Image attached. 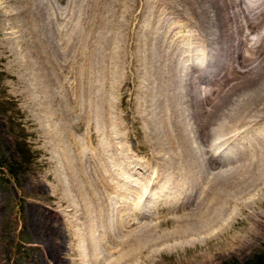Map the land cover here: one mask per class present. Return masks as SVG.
I'll return each mask as SVG.
<instances>
[{
    "label": "rangeland",
    "instance_id": "374dc122",
    "mask_svg": "<svg viewBox=\"0 0 264 264\" xmlns=\"http://www.w3.org/2000/svg\"><path fill=\"white\" fill-rule=\"evenodd\" d=\"M182 1L183 0H134L133 4L135 10L132 12L133 15H131L133 17H119V20L122 21V27L119 29V35L122 36H120V42L127 41L125 42L127 45L126 47H123L124 49L116 48L114 51H104L105 49L102 51H98L97 49L94 50L80 48L67 49L65 47L55 49L46 45L44 46L45 48L43 47V49L26 47V45L32 44V39L30 37L31 33L29 30L25 37L21 35V33H26L24 30V28H27L25 27V25H27L26 20L22 19L23 21H21L20 18L16 20L15 17H0V264H56V262L57 264H91L90 251L92 252L91 245L92 243L94 244L93 241L100 242L98 249L100 248L99 250L102 251L100 257L104 263L107 258L105 257L107 256L106 249H109L111 245L114 248H117L115 247L116 242H122L124 239H127V237L137 238V235L143 233L153 235V238L164 236V231H162L164 230L163 221L164 215L167 213V211H164V203L160 201L159 203L161 204L154 203L156 205V212L154 210L151 211L148 206L147 198L149 197L148 199L150 200L148 201H151V194L156 192L155 188L158 184V182L156 183L157 180L153 181L152 176L150 175L153 170L155 171L158 168L159 170L161 169V171H163L164 175L171 174V172L165 169V167L163 168L162 165H159L161 164V161L159 162L158 160H153L152 156H154V154L160 155V153L157 151L159 149L156 148V144L158 143H155L151 139V134L149 135L150 128L148 127L149 121H151V118L154 117L155 112L158 116L156 117L157 122L159 118H162L160 115L163 106L160 105L162 106L161 108L159 104H161V101H163L164 105L165 98L163 94V86H165L166 83L165 77L160 80L159 74H156L155 69L161 68L162 65L165 67L166 51L173 50V53H171L172 61L173 58L174 60L176 59L174 56L179 58V64L177 62L175 63L178 64V66H181V64L183 65V68H185L184 70L190 78H188V84L191 82L189 86L193 84L189 88L190 97H183L184 100L182 103H184L187 99L188 101L190 100V103H186L187 105L182 104V106L185 107L183 109L186 111H184L181 116L179 115V119L181 124L180 126L183 125L184 127H189L186 130L187 136L191 139V142L198 143L197 145L200 146L202 151L203 163L199 161L201 165L199 162L193 159V166L195 164L194 170L196 172L198 169L200 170V175H198V186L200 187V183L206 184L207 182L208 185L206 184V189V185H204V191L207 189L210 190V188H213V185H215L213 182L217 181V176H219L221 172L222 174H225V172L229 171L233 175H238V173L233 172L234 168L247 163V159L251 156L253 148L250 147L249 142L247 141V137H250V135L247 133L248 131L245 133L243 132L245 131L247 124L246 122H243V126L241 121L246 119L249 123L257 122L261 120V118L254 119V117L260 116L262 112L255 111L254 113L256 114L250 116L251 113L248 115V113H245V110H242L243 112L240 113V110L234 108L232 111H222L224 114L219 112L218 114L214 115L211 120L209 119L211 114L210 112H212L214 107L210 101L212 99L214 100L215 98L214 101L217 100L216 102H219V95H223L224 93V96H226L225 94L233 82L229 81L227 83L224 77V72H222L218 75L219 77H213V79L215 78L213 83H208L209 80L205 78L203 74H200L197 69H194L195 67L193 64H191V62L184 63L181 48H179L178 44L176 43L177 40H174L175 37L171 38L170 42L173 40L172 43L175 42L176 45L173 43V46L170 48L166 47L167 45L165 46V41H167L166 39L169 38L168 35L165 38V16L169 17V19L173 17L172 15L168 14V11L165 13V5L172 9L174 5L179 6L178 8L181 9V12L186 13L183 7H189V5ZM244 2H242V0H238L242 10L245 9ZM212 10L213 9H211V11ZM146 12L149 15L147 17H141L146 14ZM189 15V17H193L191 14ZM189 17L183 18L191 21L192 19ZM240 17H242V14ZM174 18L181 20L180 17ZM194 18L198 23L200 31L206 35V38L210 42L209 44L211 52L217 53V51H219V46L216 41L217 38L215 33H212L214 32V29L212 30L211 28H208L205 24L203 25L199 19L196 17ZM110 19L113 22L115 20L114 17H110L109 20ZM111 20L109 21V24L113 23ZM44 21L45 20L41 22V26H44L48 22L52 29L54 28L56 31L64 30L62 34L65 32V30L70 32L71 29L80 30L83 29V27L85 29V25L88 26L89 24L87 19L82 17H53L52 19L46 20V22ZM62 23L65 26H63ZM79 24H83V26H80ZM178 24L181 25L182 23L179 22ZM64 27H67V29ZM12 31H17L19 38L12 37L13 39H10L7 33ZM180 31V29H176L177 35H179ZM40 33L47 43L50 42V45L59 44L60 46V44H64L62 43L64 37L62 36L61 40L57 33L55 34V37L50 38L51 40L46 37L43 31H40ZM21 36L23 38H21ZM11 40H14L15 42L19 41L23 44L24 42L26 43L24 45L22 44V46L18 44L16 47L7 46L6 43L11 42ZM234 47L236 48V46ZM235 48L230 50L228 54L230 57H235L238 55V50ZM211 59L210 61H207L208 63H211L210 66L213 65V61ZM240 69L242 70V68ZM243 70L245 69L243 68ZM156 78L159 79L157 80ZM191 79L194 80L192 81ZM224 81L226 83H224ZM154 82L155 84H153ZM117 87L120 90L117 89ZM204 90L206 92H204ZM198 91L200 93L199 97L204 99L206 98V100L201 106V112L193 114L194 108L196 109V107L192 105V102L193 104L195 103L193 96L198 97L195 95V92ZM161 94H163V96H161ZM105 97L106 99H104ZM162 97L164 99H162ZM100 103H102V105ZM98 104H100L101 107ZM205 107L207 110L211 111H209V113H207V111L204 112L205 110L203 111V109ZM104 108L105 112L103 111ZM107 111L108 113L111 111L110 116L113 117V121L110 120V124L112 123L110 126L107 125V118L104 116L107 115ZM198 113L200 115L199 117ZM204 117H207V119L205 120ZM131 118L134 119V122ZM250 118L254 120H251ZM184 119L187 122H185ZM190 119L192 120L190 121ZM75 120H77V122H74ZM201 122L203 127L206 125L205 128H203L202 125L200 126ZM115 123L119 125V127ZM144 127H147V129ZM94 128L99 129L98 133L95 132L96 130ZM216 128L220 131L219 136L223 139H226V141L222 142V147L218 149L210 147V138L208 137L210 136L209 133L211 134V131ZM87 129H90V131L92 129L94 135L91 132L89 133L90 135L86 134ZM68 130L70 133H67ZM142 130H146L145 134L142 132ZM95 133L99 139H101L102 144L106 143L103 146L110 150L107 153L106 151H103V158L104 160L110 162L109 169H111V172H107L106 174H102L100 170V165H105V162L98 161L97 163L96 161L95 163L94 158H91L88 155H92L90 152L96 151L97 141ZM147 135L149 137H146ZM86 137L89 138V143L91 145L87 149L85 148V150H87L85 151L87 155L85 158H83V165H81L82 161L80 162L79 159L77 160V158H79V154L84 148L81 146H87L85 142ZM79 139H81L80 141L83 142L82 145ZM74 140L78 141L79 146H81H77ZM153 142L155 144H153ZM65 144L66 147H64ZM117 144L119 147V144L124 145V151L128 150V152L126 151L127 153L133 151V153L141 161L139 162V166L136 167L130 165L131 159L128 158V160H125L121 154L122 151L116 148ZM236 145L239 146L237 147ZM64 148H67V151H65ZM230 148H234L231 150L232 152H230ZM242 149H244L245 152H242ZM65 152L71 156L69 157L67 154V160L64 156V154H66ZM203 156H206L207 158ZM220 157L222 158L220 159ZM215 158L217 159V162ZM133 159L135 158L133 157ZM131 168H134L133 170L136 169L138 173L134 174L133 171L132 175ZM145 170H147L146 175H142V177L141 174L143 172L145 173ZM213 172L215 174L216 172L218 173L215 175ZM88 175L90 178L94 177L96 180L94 181L93 179L92 181V178L90 179ZM127 175H130L134 179L129 178L127 180V178H124ZM175 175L177 178V180H175L176 182L183 180L178 178L179 174ZM144 177L147 178L143 180L142 178ZM159 177H162L161 174H159L158 180ZM103 178L111 182L112 185L116 187V189L119 188V190H121V194L122 192L123 195L126 192L130 193L132 194V196H130L132 199L133 196L135 197L137 195V198L139 196V201L141 203H139L138 206L140 207L141 205L142 208V211H140L142 213H140L139 216L136 215L135 217H132L134 215L131 213L132 216L130 214L129 218H131L129 219V222L127 218L122 226H116L117 229L114 227L113 230H110V232H105V229L108 226V222L113 220V210L116 207V203L118 204L117 206H121L122 202L117 201L120 198L117 197V194L110 193L112 189H110L109 185H107ZM131 179H137L139 184H137L136 181L137 186L134 185L132 187L128 185L129 181H132ZM85 182L89 183V187L92 189L86 187L84 185ZM95 182H98V184H95ZM142 182L145 183V185ZM262 182L264 183V180ZM99 189L103 193L106 191L103 194L104 196L100 191H98ZM249 191L250 192L247 193L240 192V194L237 196H243L245 197L244 200H248L249 202L253 201L254 199H264V184L259 188L255 187ZM92 193H95V196L93 195L88 198V196L92 195ZM195 193H193L194 195L192 194L190 196L192 198L189 197L190 200L185 198L182 201H179L178 203H181V206L179 205L178 207L183 209L187 208V210L191 209V206L194 208L197 200L199 202L202 197L201 194ZM75 194L77 195L74 196ZM96 196L97 199L100 196V200H97ZM160 196V198L163 197L162 192L160 193ZM124 198L125 195L122 198V201ZM156 198H158V196ZM103 201L104 203H102ZM92 203L94 205H92ZM243 203L245 202H242V204ZM85 207L91 208L89 211L90 214L89 212L86 214L87 208L85 209ZM145 210L148 213L144 212ZM169 212L172 214L171 211ZM243 213L244 214H242L241 218L248 216L247 223H245L246 225L236 224L233 226L234 228H232L228 233L229 237H231L230 234L232 236L235 235L234 237L237 236L235 239V242L237 243L227 244L228 247L224 244H214L215 246L213 245V247L209 250L210 252L207 250L209 253L208 255L211 256V260L209 258L207 259L205 254L206 251L202 248L199 249V247L193 248L191 245H188L186 246L187 248L184 247L179 250L172 248L168 250L166 249V246H161L159 253H164L163 256H159V253H157L156 256L150 249H148L144 251L145 254L141 255L142 258L139 257L137 260L138 264H264V225L261 226L262 228L259 230V233L258 230H255L258 236H252L249 242L244 244V237L241 238L242 232L247 230V228L249 230L250 225H254L256 217L255 215L258 214L262 219H264V200L263 204L261 205L259 203H254L250 206L244 204ZM133 218L134 220L132 221ZM239 220L241 219L239 218ZM134 221H137V223ZM105 222L107 225H105ZM262 222L264 221L262 220ZM139 223H141L143 229L138 225H136V227L133 225ZM144 225H149L151 227H147L149 230H145ZM118 227L121 229H118ZM126 228H128V230ZM89 229H91V232ZM157 229L159 230L157 231ZM116 230L119 233H116ZM131 230L133 231L132 233ZM142 230H144V232ZM121 231H123V233ZM94 232L102 236L105 235L104 237L107 238L105 239L101 236L99 241L97 239L98 234H94ZM91 234L94 238H92ZM80 236L81 238H79ZM76 238L77 240H75ZM101 238H104V241H102L103 239ZM102 242L104 243L103 245H101ZM54 243H58L62 249H59L57 245L55 246V251L59 249L61 253L58 256L59 258L55 257L56 259L58 258V260H60L59 262L53 257L54 255L52 254L51 247H54ZM164 250L166 251L164 252ZM86 256L88 260L86 259Z\"/></svg>",
    "mask_w": 264,
    "mask_h": 264
},
{
    "label": "bare ground",
    "instance_id": "6f19581e",
    "mask_svg": "<svg viewBox=\"0 0 264 264\" xmlns=\"http://www.w3.org/2000/svg\"><path fill=\"white\" fill-rule=\"evenodd\" d=\"M183 1L189 5V7H183L186 13H182L181 9L178 8L179 6H175L174 4H173L174 5L173 9L170 8L169 6L165 5V13L168 11V14L173 16L171 19H169V17L165 16V38L167 37V35L169 37L166 39L167 41H165L166 42L165 46L167 45L166 47H169V48L172 47L173 46L172 44L173 43L175 44V42L172 43L173 40L170 42V39L175 37L174 40H177L176 43L178 44L179 48H181V53H182L183 57L182 56H180V57L183 58L184 63L185 62L186 63L191 62V64H193V66L195 67L194 69H197V71H199L200 74H203L205 76V78H207L209 80L208 83H210V84L213 83V81L215 80V78L213 79V77L218 76L222 72H224V77H225V80L227 81V83L229 81L233 82L231 84L230 88L228 89L227 93L225 94L226 96H224L223 92H222L223 95H219V98L217 96L219 102H216L217 100L214 101L215 98H214V100L212 99L210 101L212 103V106H214L212 112H210L211 113L209 116L210 120L212 117H214V115L218 114L219 112L223 113L222 111H224V110L232 111L234 108L240 110L239 111L240 113L243 112L242 110H245V113H248V115H250V113H251L250 116L255 115L256 114V113H254L255 111L256 112L257 111L262 112V114H260V116L254 117V119L255 118H261V120H259L257 122H253V123L250 122L249 123L246 119H244V121H241L242 125L244 124L243 122H246V124H247L245 127V131H243V132L245 133L248 131L247 133L250 135V137H247V141L249 142L250 147L253 148V152H252L251 156L247 159L248 161L245 160V161H247L246 164H243V165H240V166H237L234 168L233 172L238 173V175L237 174L233 175L229 171L225 172V174L224 173L222 174V172H221V174H219V176H217V179H216L217 181L213 182V183H215V185L211 184V185H213V188H210V190L207 189L208 191L207 190L204 191V185H206L207 182H206V184L200 183L201 184L200 187L198 186V180H199L198 175H200L199 174L200 170L198 169L197 172L194 170L195 164L193 166V159L197 162L200 161L201 163H203L202 151H201L200 146L197 145L198 143L191 142V139L187 136V130H186L189 127H184L183 125H182L183 127L180 126L181 124H180V119H179V115L181 116L182 113H184V111H186L185 109H183L185 107H183L182 104H186V103L189 104L190 103L189 102L190 100L188 101V99L185 100L184 103H182L184 100L183 97H185V98H187L186 96H188V98L190 97V94H189L190 89L189 88L193 84L189 86V84L191 82H189V84H188V78L189 77H188L186 71L184 70L185 68H183V65L181 64V66H178L179 61H180L179 58L177 56H174V57H176V59L174 60V58H173V61H172V57H171L172 54L171 53H173L172 52L173 50L172 51H166L165 52V67L162 65L161 68L155 69L156 74H159L160 80H162L165 77V83H166V85L163 86V88H164L163 94H164L165 99L163 97H162V99H164V105H163V101H161L162 103L159 104V106L160 105L163 106V108H162V106H160L162 108L161 115H160L162 118H159V120L157 122L156 117H158V116L155 112L154 117L151 118L152 122L149 121L148 127L150 128L149 135L151 134V139L155 143L156 142L158 143V144H156V146H157L156 148L159 149L157 151H158V153H160V155L154 154V156H152L153 160H155V161L158 160L159 162L161 161V164H159V165H162L163 168L165 167V169H167L169 172H171L173 179L171 177V174H165L164 175L163 171H161V169L159 170L157 168L156 169L157 171L153 170V172L150 175L152 176L153 181L157 180L156 183L158 182V184L155 188L156 192L155 193L153 192L154 194H151L152 195L151 201H148V200H150V199H148L149 197L147 198L148 206H149V209L151 211H153V210L155 211V209H156L155 204H161V203H159V201L164 203V206H163L164 211H167V213L164 215V221H163L164 222V230H162V231H164V236L158 237V238H153V235H148L147 233H143V234L137 235V238L127 237V239H124L122 242H116L115 247H117V248H114L111 245V247L109 249L108 248L106 249L107 253L106 252H104V253L107 254V256H105L107 258H106L104 263L100 257L102 251L99 250L100 248L98 249L100 242L91 240L94 242V244L92 243V245H91L92 246V252L90 251V253H91L90 254L91 264H129V263L130 264H138L137 260L139 259V257H141L142 254H145L144 253L145 250L150 249L152 251V253H154L157 256V253H159V251H160L159 249L161 246H164V247L166 246V249H168V250L172 249V248L179 250V249L184 248L188 245H191V247H193V248H198V247H199V249L202 248L203 250L206 251L205 254H206L207 259L209 258L211 260V256L208 255L209 254L208 252H210L209 250L213 247L214 244L227 245V244H231V243H237V242H235V239L237 236L234 237L235 235L232 236L230 234L231 237H229L228 233L231 231L232 228H234L233 226L236 224L246 225L245 223H247L248 216L241 218L242 214H244L243 213L244 204H247L249 206L253 205L254 203H257V204L259 203L260 205L263 204L264 199L263 200H261L260 198H259V200L254 199L253 201L249 202L248 200H244L245 197H243V196L238 197L237 195L240 194V192H243V193L244 192H246V193L250 192L249 191L250 189L255 188V187L259 188L260 186H262L264 184L262 182L264 180V178H263L264 177V145H262V144H264V118H262V117H264V0H245V2H244V0H242V2H244V5H245L244 10H242V8L240 7L238 0H183ZM133 3H134V0H0V17H3V18L4 17H15L16 20L19 18L21 21H23L22 19L26 20L27 25H25V27H27V28H24L26 33H21V35H23L25 37L28 30H29V32L31 33L30 37L32 39V41H31L32 44L27 43L28 45H26V47H30V48H34V49H40V48L43 49V47L46 45L48 47L50 46L51 48H55V49L65 47L67 49H74V48L94 49V50L97 49L98 51H102L103 49H105L104 51H111V50L114 51V49H116V48H123V47H126V45H127V44H125V42H127V41L120 42L121 41V39H120L121 35H119V31H120L119 29H120V27H122L121 26L122 21L119 20L120 19L119 17H133V16H131V15H133L132 12L135 10ZM211 9H213V10L211 11ZM187 11L193 17H189L190 15L188 14ZM241 14H242V17H240ZM148 15L149 14H147V12H146V14H144L141 17H147ZM53 17H75V18L76 17H82L84 19H87L89 24H88V26L85 25V29H84V27H83V29L79 28L80 30L71 29L70 32H67V30H65V32L63 34H62V32L64 30L56 31L54 28L52 29L49 26L48 22L44 26H41L42 25L41 22L43 20H45L44 22H46V20L52 19ZM110 17L115 18L114 22L110 19L113 22L111 24H109V21H110L109 18ZM174 17H180L181 20H178L177 18H174ZM183 17H189L192 20L189 21L188 19L186 20ZM194 17L199 19L203 23V25L205 24L208 28H211L212 30L214 29V32H212V33H215L216 38H217V40L216 39L215 40L217 41L218 46H219V51H217V53L211 52L210 44H209L210 42L206 38V35L204 33H202V31H200V28L198 27V23L196 22V19ZM179 22H181L182 24L179 25L178 24ZM81 23H82V21H81ZM24 24H26V23H24ZM64 24H66V23H64ZM83 24H84V21H83ZM83 24L82 25L79 24V25L83 26ZM62 25H63V23H62ZM20 26H22V25H20ZM63 26H65V25H63ZM69 27H70V25H69ZM65 29H67V27ZM176 29L181 30L179 35H177ZM40 31H43L45 33L46 37L49 39L55 37L56 33H57L58 37H60V39L63 36L64 39H63L62 43H64V44H60V46H59V44H51L50 45V42L47 43V41L44 40ZM121 31H123V30H121ZM7 34L9 35L10 39H13L12 37H15V38L18 37L17 31L8 32ZM125 34H127V33H125ZM124 36H123V38H124ZM21 38H23V37L21 36ZM126 39H127V37H126ZM178 42L180 43V45ZM25 43L26 42H24V44ZM18 44L22 46L23 43H21L19 41L15 42L14 40H11V42L6 43L7 46H11V47H16V45H18ZM234 46H236V48L238 50L237 51L238 55L235 57L234 56L230 57V55H228V54H229L230 50L235 48ZM118 50H121V49H118ZM175 50H177V49H175ZM178 51H179V49H178ZM177 55H179V54H177ZM210 59L213 61L212 66H210L211 63L207 62V61H210ZM175 62H177L178 64H176ZM240 68H242V70ZM243 68L245 70H243ZM156 74H154V75H156ZM220 77H222V76H220ZM216 79H217V77H216ZM124 81H126V80H124ZM199 83H200V81H199ZM224 83H226V82L224 81ZM153 84H155V82ZM194 86H195V84H194ZM204 87H206V86H204ZM117 89H119V88L117 87ZM204 89H206V88H204ZM208 91H210V90H208ZM139 92H140V90H139ZM193 92H194V89H193ZM204 92H206V91L204 90ZM163 94H161V96H163ZM199 94L200 93L198 91V92H195V95H197L198 97L191 95L194 97V102H195L194 104L192 102V105H194L196 107V109L194 108L193 114H195L197 112H201L200 111L201 106L206 100V98L205 99L200 98ZM114 96H116V95H114ZM113 98H115V97H113ZM104 99H106V97ZM102 100H103V98H102ZM114 100H117V99H114ZM137 100H138V98H137ZM208 101H209V99H208ZM107 102H109V101H107ZM102 103L104 104L103 101H102ZM102 103H100V104L102 105ZM100 104H98V105L100 106ZM138 104H139V102H138ZM115 107H116V105H115ZM137 107H139V106H137ZM107 108H109V107H107ZM191 109H192V106H191ZM103 111L105 112V108ZM203 111L204 112L207 111V113H209V111H211V110H207V108L205 107L203 109ZM115 113H117V112H115ZM240 113H239V115H240ZM110 114H111V111L109 113L107 111V115H104L107 118V119L106 118L105 119L107 120V122H108L107 125H109V126L112 125V123L110 124V120L113 121V119H112L113 117H111ZM159 114H160V112H159ZM185 114H183V115H185ZM83 116H87V115H83ZM199 116L200 115L198 113V117ZM196 117H194V118H196ZM182 118H183V116H182ZM142 119H141V121H142ZM206 119H207V117L205 118V120ZM254 119H251V120H254ZM191 120L192 119H190V121ZM196 120H198V119H196ZM210 120H209V122H210ZM132 121L134 122V119H132ZM184 121H185V119H184ZM213 121H214V119H213ZM74 122H77V120H75ZM89 122H90V118H89ZM185 122H187V121H185ZM206 123H208V122H206ZM99 125H100V123H99ZM201 125H202V122H201L200 126ZM117 126L119 127V125H117ZM202 127H203V125H202ZM205 127H206V125H204L203 128H205ZM96 128H94L96 130L95 132L98 133L99 129H96ZM145 129H147V127ZM249 130H251V131H249ZM145 131L142 130V132H144V134H145ZM224 131H225V129H224ZM90 132L94 135L92 129H91V131H90V129H87L86 134H89ZM211 132H212L211 134L209 133L210 136H208L210 138V140H209V144H211L210 147H214L217 149L222 147V144H223L222 142L226 141V139L225 138L223 139L222 137L219 136L220 131L217 128L213 129ZM67 133H70V131L68 130ZM96 133H95V137H96V141H97L96 151H92V152H90V153H92V155H90V154H88V155L91 158L92 157L94 158L95 163H96V161H97V163H98V161L99 162H101V161L105 162V165H102V166L100 164L99 165H100V170H101L102 174H104V173L106 174L107 172H111V169H109L110 162L104 160V158H103V151H106V153H107L110 150L107 149V147L103 146L106 143L102 144L101 139H99V137L96 135ZM119 134H121V133H119ZM188 134H189V132H188ZM146 137H149V136L147 135ZM196 137H199V136H196ZM194 138H195V136H194ZM202 138H203V136H202ZM98 139H99V141H98ZM80 140L81 139H79V141ZM212 140H213V142H212ZM192 141H193V139H192ZM75 142H76L75 144L77 146H79V142L78 141H75ZM85 142H86L87 146L82 145L83 142L80 141V143L82 145V146L81 145L80 146L84 147L82 152H80V154H79V158H77V160L79 159L80 162L87 155L85 152L87 150H85V148L87 149L91 145L89 143V138H87V137H86ZM147 142H148V140H147ZM154 142H153V144H155ZM109 144H112V143H109ZM151 144H152V142H151ZM199 144H200V142H199ZM119 145H120V147L117 144L116 148H118L120 151H122L121 154L123 155L125 160H128V158H129V159H131L130 165H133L136 167L139 166V164H140L139 162H141V161H140V159L137 158V156L133 153V151L127 153L128 150H126L127 152L124 151L125 146L121 145V144H119ZM146 146H145V148H146ZM236 146L238 147L239 145H236ZM64 147H66V144ZM213 149H210V150H213ZM232 149H234V148H232ZM232 149L231 148L229 149L230 152H232L231 151ZM146 150H147V148H146ZM65 151H67V148L65 149ZM243 151H244V149H242V152ZM67 154L68 153L64 154L66 160H67ZM225 154H227V153H225ZM228 154H229V152H228ZM68 156H69V154H68ZM207 156H208V154H207ZM229 156H231V155H229ZM69 157H71V156H69ZM133 157L135 159H133ZM203 157H206V156H203ZM218 157H219V155H218ZM221 158L222 157H220V159ZM237 159H238V157H237ZM70 162H69V164H70ZM216 162H217V159H216ZM201 163H200V165H201ZM81 165H83V161H82ZM133 169L131 168L132 175H133V171H134V174L138 173L136 171V169L135 170H133ZM71 170H72V166H71ZM158 171H160V172H158ZM208 171H211V170H208ZM146 172H147V170H145V173L143 172L141 174V176L142 175L145 176ZM217 173L218 172H216V174ZM159 174H161L162 177H159V180H158ZM175 174H179L178 178H181L183 180L180 182L179 181L176 182L175 180H177V178H176ZM91 176H92V174H91ZM208 176H209V174H208ZM89 178H90V176H89ZM124 178H127V180H128L129 178H133V177H131L130 175H127ZM145 178H147V177H144L142 179L144 180ZM93 179H94V177L92 178V181H93ZM133 179H131L132 181H129V184H128L132 187L134 185L137 186L136 185L137 179H135V180H133ZM95 180L96 179H94V181ZM101 180H102V178H101ZM103 180L107 183V185H109L110 189H112L110 193L111 194L112 193L117 194V197H120L117 201L122 202L121 206H117L118 204L116 203V207L113 210L114 211L113 220H110V219H109L110 221L108 220L109 222H108L107 228L105 229V232H110V230L111 229L113 230L114 227H115V229H117L116 226H119V225L122 226V224L126 221L127 218H128V222H129V219L131 218V217L129 218V216L131 213H133V215H134V216H132V214H131L132 217H135L136 215L139 216L140 213H142V212H140V211H142V208H141V205H140V207L138 206L139 203H141L139 201L140 200L139 196H138V198H137V195L135 197L133 196V199H132L130 197V196H132V194L126 192V193H124L125 198L122 201V198L124 197L123 192L121 194L120 193L121 190H119V188L116 189V187L114 185H112L111 182L107 181L104 178H103ZM205 181H207V180H205ZM98 182H95V184H98ZM142 183H141V186H142ZM137 184H139L138 181H137ZM143 184L145 185V183H143ZM84 185L86 187H89V183L85 182ZM207 185H206L205 189L207 188ZM103 187H105V186H103ZM90 189H92V188H90ZM97 189H98V187H97ZM94 191H95V185H94ZM98 191H100V189ZM129 192H132V191H129ZM161 192L163 193L162 198H160ZM81 193H84V192H81ZM96 193H98V192H96ZM101 193H102V195L104 194L103 192H101ZM132 193H135V192H132ZM137 193H138V191H137ZM193 193L202 195L201 200L199 199L200 200L199 202L197 200L195 207L193 208V206H191L192 208L188 209V210H187V208H184V209L181 207L179 208L178 206L181 203H178V202L182 201L185 198L186 199L188 198L187 200H190V198H192L190 196ZM76 195L77 194H75L74 196H76ZM79 195H80V193H79ZM93 195L95 196V193H92V195H89L88 198L90 196H93ZM155 196L156 197L158 196V198H156ZM99 197H98V199H99ZM96 199H97V196H96ZM101 199H102V197H101ZM141 199H143V198H141ZM175 200H177V201H175ZM240 202H241V204H240ZM242 202H245V203L242 204ZM102 203H104V201ZM192 203H193V201H192ZM92 205H94V204L92 203ZM98 205H101V204H98ZM98 205H96V206H98ZM157 206H159V205H157ZM163 207H161V208H163ZM186 207H188V206H186ZM86 208L87 207H85V209ZM116 208H117V210H116ZM90 209L91 208H89V207L87 208L86 214H88ZM101 209H103V208H101ZM169 211H171L172 214H170ZM144 212H146V210ZM123 213H126V214H123ZM146 213H148V212H146ZM89 214H90V212H89ZM255 216H256L255 217V223L256 224L254 223V225H250L249 230L247 228V230L243 231L246 233L242 232V235L240 234L241 238L244 237V240H245V241L243 240L244 244L249 242L250 238L252 236L257 237L258 235H257V232H255V230H258V233H259V230H261V228H262L261 226L264 225V222H262V220L264 221V219H262L260 217V215H258V214ZM88 217H89V215H88ZM110 218H112V217H110ZM239 218L241 220H239ZM133 220H134V218L132 219V221ZM91 222H92V220H91ZM100 222H99V224H100ZM128 222H127V224H128ZM158 222H160V221H158ZM135 223H137V221ZM105 225H107L106 222H105ZM105 225H103V226H105ZM133 225H135V227H136V225H138L139 227L142 228L141 223L133 224ZM161 225H163V224H161ZM90 226H92V225H90ZM147 227L149 228L151 226L144 225L145 230L147 229ZM156 228H158V227H156ZM244 228H246V227H244ZM85 229H86V227H85ZM118 229H121V228L118 227ZM123 229H124V227H123ZM126 229L128 230V228H126ZM129 229H132V228H129ZM90 230L91 229H89V231ZM125 230H123V231H125ZM147 230H149V229H147ZM158 230L159 229H157V231ZM123 231H121V232L123 233ZM142 231L144 232V230H142ZM142 231H141V233H142ZM155 231H156V229H155ZM115 232L119 233V232H117V230ZM132 232L133 231L131 230V233ZM145 232H147V231H145ZM94 234H98V233L94 232ZM86 235H88V234H86ZM161 235H163V234H161ZM101 236L102 235L98 234L97 239L99 241H100ZM104 236H102V237H104ZM106 236H107V234H106ZM79 238H81V236ZM92 238H94L93 235H92ZM104 238L106 239L107 237H104ZM104 238H101V239H103L102 241H104ZM75 240H77V238ZM86 241H88V240H86ZM243 242H242V244H243ZM109 243H110V241H109ZM109 243H105V244H109ZM168 243H170V244H168ZM103 244L104 243L102 242L101 245H103ZM56 245L58 246L59 249H61L60 246L58 245V243L57 244L54 243V247H51L52 248V254L54 255L53 256L54 258L58 257L61 254L59 249L55 251ZM79 245H81V244H79ZM241 246H243V245H241ZM227 247H228V245H227ZM230 249H232V248H230ZM207 250H208V252H207ZM165 251L166 250H164V252ZM181 252H182V250H181ZM199 253H200V251H199ZM224 253H226V252H224ZM78 254H80V253H78ZM163 254L164 253L161 254V252H160L159 256H163ZM202 255H201V257H202ZM191 256H192V254H191ZM198 256H200V255H198ZM58 258L57 259L55 258V259L58 260ZM150 258H152V257H150ZM153 258H154V256H153ZM86 259H87V256H86ZM59 261L60 260H58V262ZM183 261H184V259H183ZM215 261H217V260H215ZM85 262H86V260H85ZM204 263H205V261H204ZM56 264H57V262H56Z\"/></svg>",
    "mask_w": 264,
    "mask_h": 264
}]
</instances>
